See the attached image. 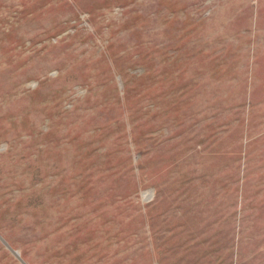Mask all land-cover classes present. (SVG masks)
Here are the masks:
<instances>
[{
  "label": "rangeland",
  "instance_id": "rangeland-1",
  "mask_svg": "<svg viewBox=\"0 0 264 264\" xmlns=\"http://www.w3.org/2000/svg\"><path fill=\"white\" fill-rule=\"evenodd\" d=\"M0 264H264V0H0Z\"/></svg>",
  "mask_w": 264,
  "mask_h": 264
},
{
  "label": "water",
  "instance_id": "water-1",
  "mask_svg": "<svg viewBox=\"0 0 264 264\" xmlns=\"http://www.w3.org/2000/svg\"><path fill=\"white\" fill-rule=\"evenodd\" d=\"M14 252L16 253L17 256H19V252L17 250H14Z\"/></svg>",
  "mask_w": 264,
  "mask_h": 264
}]
</instances>
